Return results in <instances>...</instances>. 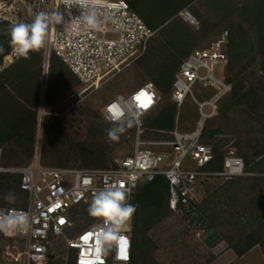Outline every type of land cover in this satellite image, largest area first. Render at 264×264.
<instances>
[{"label": "rangeland", "instance_id": "1", "mask_svg": "<svg viewBox=\"0 0 264 264\" xmlns=\"http://www.w3.org/2000/svg\"><path fill=\"white\" fill-rule=\"evenodd\" d=\"M131 6L154 34L139 58L96 85L81 84L58 57L45 56V47L22 58L12 54L9 44V53L0 58V164L4 169L0 207L24 206L19 171L35 151L42 165L56 168L106 169L130 155L134 127L127 123L117 139L110 138L109 129L117 126L103 119V104L151 82L160 99L142 119L144 123L173 104L172 81L182 59L227 30L228 37L236 34L245 46L239 75L243 88L237 97L229 91L220 98L216 115L204 124L203 140L218 160L229 152L241 157L251 174L205 180L194 215L172 212L162 203L146 208L143 213L150 218L149 226L130 264H222L223 253L243 250L252 240L258 242L252 247L264 257V0H131ZM185 11L193 23L184 19ZM31 21L18 15L17 22ZM5 22L13 25L15 18L0 10V29L7 33L10 27ZM4 42H9L8 35ZM226 51L229 56L230 47ZM229 68L227 63L220 69L226 82L233 75ZM211 94V90L192 87V96L176 105L173 129L192 130L198 116L195 99ZM167 137V133L146 128L141 134L145 141ZM8 192L16 195L13 204L3 199ZM90 203L75 210V227L51 245L48 259L39 264H73L65 240L96 220L88 214ZM131 223L132 217L122 225L129 233ZM12 244L6 232L0 231V264H10L2 260V254ZM259 251L238 264H262Z\"/></svg>", "mask_w": 264, "mask_h": 264}, {"label": "built area", "instance_id": "2", "mask_svg": "<svg viewBox=\"0 0 264 264\" xmlns=\"http://www.w3.org/2000/svg\"><path fill=\"white\" fill-rule=\"evenodd\" d=\"M82 3L84 6H82ZM0 10L10 19L24 14L33 20L40 12H60L66 25H50L45 55L58 57L86 86L96 85L106 76L120 71L146 50L154 34L126 0H4ZM95 11L97 24L77 20L82 13ZM184 19L193 23L185 11ZM11 21V20H10ZM12 22V21H11ZM228 32L222 31L208 45L190 51L181 61L171 87V101L180 106L192 96V87L211 90L205 99L196 100L197 119L190 131H159L168 137L145 141L142 119L156 108L160 95L151 82L139 85L129 95H116L102 106L101 114L111 124L131 123L134 127L133 152L106 169L56 168L40 163L38 151L20 169L19 190L26 196L24 206L0 207V214L21 209L29 214L28 230H7L12 245L5 247L2 260L10 264L45 262L51 245L75 227V210L92 201L97 191L120 188L129 194L138 184L163 176L167 183V205L172 212L194 215L198 192L205 180L219 177L230 180L250 175L243 159L233 152L222 158L221 168H209L213 150L204 142L205 122L214 117L217 103L230 91L220 76L227 64ZM2 151L0 149V161ZM0 164V173L3 171ZM105 226L96 218L91 224L66 238L74 264H129L131 235L121 226L118 235L104 236Z\"/></svg>", "mask_w": 264, "mask_h": 264}, {"label": "clouds", "instance_id": "3", "mask_svg": "<svg viewBox=\"0 0 264 264\" xmlns=\"http://www.w3.org/2000/svg\"><path fill=\"white\" fill-rule=\"evenodd\" d=\"M82 6L84 4L82 3ZM83 20L87 25L95 27L97 24L95 11L82 13L77 20ZM64 16L60 12L46 13L40 12L35 15L30 23L17 22L10 26L7 35L12 54L17 57L27 58L30 52L44 48L48 41V30L50 25H66ZM4 49L0 47V53ZM124 131L122 127L109 129L108 136L117 139L118 135ZM129 194L120 188H107L96 192L92 202L88 206V214L93 218H99L104 228V236L118 235L122 225L127 223L134 212L136 206L128 201ZM3 199L8 204H13L16 195L13 192L5 194ZM30 228L29 214L21 209H10L7 214H0V231L7 230H28Z\"/></svg>", "mask_w": 264, "mask_h": 264}, {"label": "trees", "instance_id": "4", "mask_svg": "<svg viewBox=\"0 0 264 264\" xmlns=\"http://www.w3.org/2000/svg\"><path fill=\"white\" fill-rule=\"evenodd\" d=\"M131 6V0L127 1ZM132 7V6H131ZM11 26L7 22L3 23ZM7 33L1 28L0 29V47L4 49L3 53H0V58L7 55L10 50L9 42H4ZM227 47H230L231 53L228 56L227 63L229 64V72H233V75L228 78V83L230 85V93L233 97H237L240 94L241 89L243 88L242 79L239 77L242 72L240 68V62L242 60V55L245 50V46L240 37L236 34L228 37ZM155 86V85H154ZM157 89V88H156ZM176 113V105L169 104L167 107L162 108L157 113L147 117L144 120L143 128L153 130L156 132L159 131H170L174 128V116ZM119 127H124V124H113ZM214 132H208V134H213ZM206 131L203 128L202 136H204ZM214 154V151H213ZM216 155H213V160L209 165L210 169L218 170L221 168L222 158L219 156V160ZM215 165V166H214ZM246 165V163H245ZM246 168L248 166L246 165ZM248 170V169H247ZM20 179V178H19ZM19 183V181H18ZM19 188V187H18ZM167 183L163 176H156L152 181L143 182L136 186L135 191L130 199V203L136 206V211L132 215L131 223V241H132V253L130 263H132V258L134 254V249L139 241V239L144 234L145 229L149 226L150 218L147 217L143 212L146 208L156 206L159 203H162L166 208L167 205ZM92 202V201H91ZM257 241H250L243 250H236L235 253L237 256H241L252 246L257 244ZM72 263L74 264L73 260Z\"/></svg>", "mask_w": 264, "mask_h": 264}, {"label": "crops", "instance_id": "5", "mask_svg": "<svg viewBox=\"0 0 264 264\" xmlns=\"http://www.w3.org/2000/svg\"><path fill=\"white\" fill-rule=\"evenodd\" d=\"M259 251V249H257L256 247H252L249 250H247V252L245 254H242L241 256H237L233 251L231 250H227L225 253H223V256L221 257L222 259V264H238V262L242 259H244L248 254L254 252V251ZM260 252V256H261V261L262 264H264V257L263 254Z\"/></svg>", "mask_w": 264, "mask_h": 264}, {"label": "bare ground", "instance_id": "6", "mask_svg": "<svg viewBox=\"0 0 264 264\" xmlns=\"http://www.w3.org/2000/svg\"><path fill=\"white\" fill-rule=\"evenodd\" d=\"M45 56H46V55H45ZM46 57H47V56H46ZM46 64H47V58H45V63H44V67H45V69L47 68Z\"/></svg>", "mask_w": 264, "mask_h": 264}]
</instances>
